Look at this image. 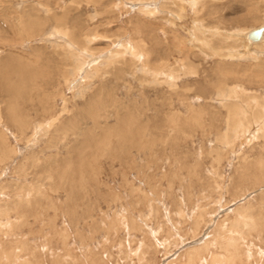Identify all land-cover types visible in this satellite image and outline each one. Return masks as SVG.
<instances>
[{
  "label": "rangeland",
  "instance_id": "374dc122",
  "mask_svg": "<svg viewBox=\"0 0 264 264\" xmlns=\"http://www.w3.org/2000/svg\"><path fill=\"white\" fill-rule=\"evenodd\" d=\"M165 1L167 2L164 3ZM173 1L175 2V0H0V110L4 117L2 120L0 116V202L7 200V202H12L18 198L22 200L28 195L36 194L35 199L43 203L39 202V205L35 204V206L27 203L29 208L26 210L19 209L21 211H14L15 213L12 212L9 215L0 214V223L1 221L3 223L1 226L7 228L11 227V222L18 217L19 219L24 217L23 221L26 220L24 223L23 221L17 223L19 229L16 228V231L12 229L18 236L14 235L13 241H10L12 239L6 233L7 230H5L6 235L0 233V242L3 243L1 248L10 245L5 241L7 239L9 242H14L19 249H22L21 245L26 243L29 244L28 248L31 250L38 249V247L41 248L39 251L45 250V259L43 260L45 264L55 263L56 255L59 257L62 254H69L68 264H71L72 259L82 258L83 260L82 256L84 255L83 261H86L88 253L95 252L94 256H98L103 242L106 243V241L109 245L107 244L108 250L104 251L103 256L107 257V253L110 251L118 259L122 248L121 244H123L125 252L129 248L128 242L131 243L132 240L137 239L136 246L138 245L137 248H139L143 236L148 234L157 245L160 264H170V260L176 264L180 252L183 254L180 258H184L187 251L203 244L207 239L212 238L211 245L218 248L217 240H213L219 236L221 230L227 228V231L231 230V233L235 234L236 232L241 236V246L245 247V252L253 250L254 253L264 254V232H262L264 231V137H262L264 112L263 117L258 121L255 117V110L259 108L258 103L261 100L264 101V63L260 62V59L264 58V48L263 51H254L259 55L248 47L246 49L249 52L243 51L241 48L244 45H240L241 48L238 50L244 54L238 53L235 58L229 56L219 58V49L206 48L208 57V54L201 50L203 44L200 42L198 34L212 35L213 26L217 24L221 25L219 27L226 33H231L238 39L242 32L262 28L264 26V0H206V7L200 6L198 0H185L184 9L180 13L175 12L177 5ZM172 2L173 4H171ZM171 7L173 10H170ZM52 13H56L58 18L63 16L65 19L63 21L68 19L67 26H71V23L74 24L76 42L84 45L61 40L56 31L55 22L57 21L54 20L57 18ZM20 24H24V26L30 24L33 33L30 32L29 35L33 36L32 38L21 35L23 29H20ZM35 33L39 36L38 38ZM86 34H88L87 37ZM131 38H133L132 41ZM68 39L65 36V40L68 41ZM157 39L166 44L162 46L165 47L164 50L159 46L162 43L156 44ZM133 41H136L134 42L136 46ZM140 44H142V48H138ZM62 46H64L63 53L53 51L52 47L61 48ZM118 46L121 48L123 46L124 49H120ZM154 49L155 51H153ZM146 51H149L150 54L146 55ZM158 51H162V53ZM141 52H143L142 55ZM78 53L80 54L78 55ZM212 53L218 57L212 56ZM231 53L233 55L234 51ZM120 54L124 55L123 58L130 59L132 62H134V58L137 62L134 65L129 64L130 60L128 63L123 62L124 59ZM155 54H158L157 57L165 55L167 58L164 70L157 71L156 68H153L158 59L156 56L154 58ZM160 54L163 56H159ZM251 54L256 56L253 57ZM147 56H150L149 60L146 59ZM110 58L114 60L118 58L117 61H114L116 65L114 63L109 66V62L112 61ZM253 58L260 60V64ZM145 64L151 65L146 67ZM189 64L194 65L190 67ZM154 70L156 74H154ZM171 70H175V72ZM218 71L219 74H217ZM176 72L177 74L180 72V75H175ZM85 74L87 76H83ZM137 77L141 78L140 81L136 79ZM176 77H180V79L176 80ZM170 78L172 81L175 79L176 84L171 82ZM2 79H5L4 82ZM64 81L72 86H68ZM159 84L161 85L159 86ZM7 86L16 91V94L13 93L14 96L3 90ZM72 88L74 89L72 90ZM231 90H234L232 93L238 92L235 96L236 99L233 98L238 105L234 108L229 106L228 110V107L223 105L225 101H223V97L229 98ZM76 94H79L81 99ZM250 96L253 97L250 98ZM96 98L100 99L99 104ZM89 103H94V105H89ZM95 105L98 107L97 109L94 107ZM45 106H48L47 109ZM56 116L61 117H59L58 124L51 128L49 125L51 119ZM232 116H236L233 117L235 123L229 122V118ZM247 120L249 125H247L248 122L246 123ZM47 125L50 129H47ZM232 126L235 128L231 132L233 134L230 135ZM44 128L47 131L43 130ZM235 129L236 132L242 131L243 133H234ZM131 132L134 133L133 136L138 135L132 142L129 140ZM106 134L107 138H104ZM220 137L221 143L225 139L224 137L231 141L229 140L228 143L225 139L227 142L225 140L224 142L227 144L219 142L220 145L216 141ZM29 139H32L33 142ZM96 142L97 144H94ZM137 143L138 145H136ZM87 144L89 145L87 146ZM217 144L221 146L222 157L218 151L214 150ZM12 148L17 151L15 156ZM80 157L86 160L85 164L89 169L81 171V174L85 173V177L81 175L83 181L75 176L79 169L74 171L66 168L64 169L69 173L66 180L69 182L61 181L58 176L59 166L57 167L54 163L68 158L78 160ZM51 164L52 167L55 165L54 170L52 167H48ZM75 164L77 166V162ZM82 167L84 164L80 168ZM165 175L167 176L165 177ZM70 181L72 182L70 183ZM215 182L217 185H214ZM220 191L223 193H218ZM49 198L52 200L51 202L48 200ZM40 205L43 206L40 207ZM121 207L122 209H120ZM56 208L59 209L56 210ZM125 211L129 213L127 214ZM66 213L69 215L66 216ZM20 214L25 215L21 216ZM125 214L128 215L127 218ZM204 214L208 216L204 217ZM225 214L228 215V218ZM129 215L132 219H136V224H138H134L136 228H133L134 225L131 222L133 220L129 218ZM200 215L203 216V221L198 229L199 232L197 230L198 233H195L191 228H193L194 219ZM240 215L247 219L250 217L249 220L252 223L256 220L253 223L255 227L252 226L251 231L248 227L244 230L234 224L237 216ZM122 219L124 220L122 221ZM227 221L230 222L225 224ZM256 222L260 226L255 225ZM155 224H160V226L156 227ZM230 226L232 227L229 228ZM104 228L111 234L105 235ZM161 228L166 233H162ZM189 228L190 231H188ZM61 229L64 230L61 231ZM168 229L170 230L168 231ZM213 229L217 232L214 233ZM259 229L261 232L258 231ZM62 233L67 234L66 237H63ZM167 233L172 234L169 236ZM196 234H199V237ZM222 234L223 232L220 235ZM211 235L212 237H210ZM246 237L249 241L244 240L247 239ZM66 238L68 241L65 240ZM106 238L108 239L106 240ZM229 239L231 236L226 238V240ZM66 241L67 243H65ZM167 242H173L170 243L171 247L165 248ZM118 243L121 244L117 245ZM85 246L88 248L86 249ZM70 248L76 249L75 252L70 251ZM68 249L69 253H65ZM81 249L82 251H80ZM93 249L94 252H92ZM50 251L55 254H51ZM72 253L74 255L71 256ZM75 253L80 254L76 256ZM35 254L42 257L39 252ZM67 260L64 259V262L66 263ZM132 261L135 262L131 259ZM263 261L261 259L258 262L262 263Z\"/></svg>",
  "mask_w": 264,
  "mask_h": 264
},
{
  "label": "bare ground",
  "instance_id": "6f19581e",
  "mask_svg": "<svg viewBox=\"0 0 264 264\" xmlns=\"http://www.w3.org/2000/svg\"><path fill=\"white\" fill-rule=\"evenodd\" d=\"M188 1H190V0H188ZM198 1H200V6H203V7H206V5H207V2H206V0H198ZM37 2V1H36ZM45 2V1H44ZM167 1H165L164 3H166ZM174 2V1H173ZM173 2L171 3V4H173ZM185 2V0H175V2L174 3H176V8H175V12L177 11V12H182V10L184 9V3ZM196 2V1H195ZM213 2V1H212ZM197 3H199V2H197ZM258 3H259V1H258ZM48 5V4H47ZM244 5V4H243ZM173 6H175V5H173ZM185 6H187V5H185ZM194 6V5H193ZM198 6V5H197ZM48 8V7H47ZM155 8V7H154ZM53 9V8H52ZM168 9H169V7H168ZM45 10V9H44ZM170 10H173V8L171 7L170 8ZM48 11H49V9H48ZM51 11V10H50ZM144 11V10H143ZM185 11V10H184ZM196 11V10H195ZM37 12H39V11H37ZM52 12V11H51ZM173 12V11H172ZM200 12V11H199ZM198 12V13H199ZM17 13V12H16ZM179 13L177 14V15H179ZM186 13V12H185ZM19 14V13H18ZM46 14H48V12H46ZM51 14V13H50ZM49 14V15H50ZM57 19H54V20H56L57 22H55L56 23V25H57V28H56V31H57V34L59 33V34H61L62 36H60L59 34H58V36H59V38L61 39V40H63V41H65V42H71V43H75V44H77V45H84V44H82V43H78V42H76V34H75V26H74V24L72 25V23H71V26H67L68 24H67V20L66 21H63V19H64V17L62 18V17H57L56 15V13L54 14V13H52ZM148 14V13H147ZM154 15V14H153ZM67 16V15H66ZM170 16V15H169ZM203 16V15H202ZM214 16V15H213ZM199 17V16H198ZM10 18V17H9ZM44 18H45V16H44ZM43 17L41 18L42 20L44 19ZM48 18V17H47ZM173 18V17H172ZM180 18V17H179ZM80 19V18H79ZM168 19H170V18H168ZM196 19V18H195ZM51 20H53V19H51ZM51 20H49V21H51ZM65 20V19H64ZM173 20H175V19H173ZM39 21H40V17H39ZM194 21V20H193ZM198 21V20H197ZM20 22V21H19ZM47 22V21H46ZM25 23V22H24ZM55 23H53L54 25H55ZM75 23H77V22H75ZM89 23V22H88ZM173 23H174V21H173ZM172 23V24H173ZM175 23H176V21H175ZM178 23V22H177ZM186 23V22H185ZM211 23V22H210ZM210 23H207V24H210ZM5 24V23H4ZM10 24V23H9ZM43 24H44V22H43ZM52 24V23H51ZM199 24V23H198ZM213 25H214V23H212ZM13 25V24H12ZM32 25V24H31ZM11 26V25H10ZM9 26V27H10ZM18 26V25H17ZM34 26V25H33ZM39 26V25H38ZM37 26V27H38ZM43 26V25H42ZM172 26V25H171ZM219 26H221V25H214L213 26V29H214V32L212 33V35L210 34V35H208L207 33V35H204L203 33H198L199 34V36H200V38H199V40H200V42L203 44V48H201V50H203L204 52H206L207 54H208V52H207V49H209V48H215V49H219V51H220V53L218 54V56H220L219 58H223V57H227V56H229V57H234L235 58V56L238 54V53H240L239 52V48H241V46L240 45H244V47H242L241 49L243 50V51H248L247 49H246V47H248V48H251V50L254 52V51H256V50H261V51H263V48H264V26L262 27L263 28V33H262V36H261V38L259 39V40H254V39H252V38H250L249 37V35H250V33L252 32V31H254V30H250V31H246V32H242V34H241V36H238V39H236V37H234V35L233 34H231V33H226L221 27H219ZM12 27V26H11ZM35 27V26H34ZM54 27H56V26H54ZM195 27V26H194ZM198 27V26H197ZM222 27H225V26H222ZM36 28V27H35ZM35 28H34V30H35ZM39 28V27H38ZM44 28H46V27H44ZM76 28H78V27H76ZM16 29H18V28H16ZM20 29H23L22 30V32H21V35H26V36H28V37H30V38H32L33 36H30L29 35V33L30 32H32L31 30V26H30V24H29V26H28V24H26L25 26H24V24H20ZM42 29V28H41ZM236 29H238V28H236ZM260 29V28H259ZM11 30H13V29H11ZM164 30V29H163ZM235 30V29H234ZM4 31V29L3 30H1V35H2V32ZM21 31V30H20ZM85 31V30H84ZM193 31H194V29H193ZM203 31V30H202ZM210 31H211V29H210ZM39 31L37 30V33H38ZM42 32V31H41ZM77 32V31H76ZM19 33V32H18ZM33 33V32H32ZM37 33H35V35L37 36ZM83 33V32H82ZM197 33V32H196ZM205 33V32H204ZM132 34V33H131ZM139 34V33H138ZM198 34H195V35H197L198 36ZM239 35H240V33H238ZM7 35H8V33H7ZM34 35V34H33ZM48 35V34H47ZM77 35H79V34H77ZM87 35L88 34H86V37H87ZM12 36V35H11ZM19 36V35H18ZM65 36H67V38H69L68 39V41H66L65 40ZM138 36V35H137ZM7 37V36H6ZM6 37H4V38H6ZM39 36H37V38H38ZM43 37V36H42ZM53 37V36H52ZM94 37H96V36H94ZM29 38V39H30ZM35 38V37H34ZM49 38V37H48ZM59 38H58V40H59ZM176 38V37H175ZM194 38H196V37H194ZM8 39V38H7ZM57 39V38H56ZM83 39V38H82ZM96 39H98V38H96ZM132 39L133 38H131V41H132ZM37 40H39V39H37ZM54 40V39H53ZM57 40V41H58ZM99 40V39H98ZM160 39H157V42H156V44H159V43H162V42H160L159 41ZM177 40V39H176ZM198 40V39H197ZM35 41V40H34ZM40 42L42 41L41 39L39 40ZM83 41V40H82ZM85 42H87L86 40H84ZM40 42H38V43H40ZM61 42V41H60ZM90 42V41H89ZM91 42H92V40H91ZM102 42V41H101ZM134 42H136V41H133V43ZM142 42V41H141ZM167 42V41H166ZM194 42V41H193ZM84 43V42H83ZM102 43H104V42H102ZM117 43V42H116ZM119 43V42H118ZM122 43H124V42H122ZM247 43V44H246ZM41 44V43H40ZM127 44V43H126ZM135 44V43H134ZM168 44V43H167ZM181 44V43H180ZM62 45V44H61ZM120 45V44H119ZM124 45V44H123ZM142 44H140L139 46H138V48H142V46H141ZM164 45H166V44H163L162 43V45H159L160 47H162V46H164ZM184 45V44H183ZM48 46V45H47ZM60 46V45H59ZM64 46H66V45H64ZM64 46H62L61 48H57V47H52L53 48V51H59L60 53H63V49L62 48H64ZM130 46V45H129ZM135 46H136V44H135ZM156 46H158V45H156ZM67 47V46H66ZM80 47H83V46H80ZM119 47V46H118ZM173 47V46H172ZM197 47V46H196ZM48 48V47H47ZM120 49H122L123 48V46H122V48L121 47H119ZM156 48H158V47H156ZM163 48H165V47H162V49ZM167 48V47H166ZM207 48V49H206ZM235 48H237V50H235ZM86 49V48H85ZM89 49H90V47H89ZM92 49V48H91ZM124 49V48H123ZM133 49V48H132ZM145 49V48H144ZM158 49H161V48H158ZM169 49V48H168ZM168 49H166L167 51H168ZM185 49V48H184ZM137 50V49H136ZM151 50V49H150ZM164 50V49H163ZM66 51H67V49H66ZM83 51H85V50H83ZM92 51V50H91ZM95 51V50H94ZM116 51H118V50H116ZM120 51V50H119ZM118 51V52H119ZM121 51H123V50H121ZM145 51V50H144ZM153 51H155V49L153 50ZM218 51V52H219ZM231 51H234V54L232 55V53H231ZM80 53H81V51H79ZM86 52V51H85ZM118 52H115V53H118ZM139 52V51H138ZM137 52V53H138ZM147 52V54L146 55H149L150 54V52L149 51H146ZM159 52V51H158ZM161 53H162V51H160ZM159 52V53H160ZM187 52V51H186ZM216 52V51H215ZM214 52V53H215ZM249 52V51H248ZM68 53H70V52H68ZM67 53V54H68ZM80 53H78V55L80 54ZM112 53H113V51H112ZM142 53L143 52H141V55H142ZM158 53V54H159ZM183 53V55H184V52H182ZM210 53V52H209ZM214 53H212L211 55L212 56H217L216 54H214ZM255 53V52H254ZM256 53H258V52H256ZM255 53V54H256ZM55 54V53H54ZM121 54H122V52H121ZM120 54V56H122ZM125 54H127V53H125ZM139 54V53H138ZM158 54H155L154 55V58H155V56L156 55H158ZM163 54H164V52H163ZM163 54L161 55H159V56H163ZM165 54H166V51H165ZM244 53H240V55H243ZM250 54V53H249ZM254 54V55H255ZM259 54V53H258ZM52 55V54H51ZM61 55H63V54H61ZM70 55V54H69ZM91 55V54H90ZM132 55V54H131ZM169 55V54H168ZM171 55H173V54H171ZM186 55V54H185ZM248 55V54H247ZM251 55H253V54H251ZM254 55H253V57H254ZM260 55V54H259ZM67 56V55H66ZM104 56V55H103ZM111 56V55H110ZM124 56V55H123ZM123 56L121 57V58H123ZM129 56V55H128ZM189 56V55H188ZM188 56H186L187 58H188ZM193 56V55H192ZM208 57H209V54L207 55ZM211 56V57H212ZM217 56V57H218ZM256 56V55H255ZM56 57V56H55ZM74 57V56H73ZM89 58H90V56H88ZM132 57V56H131ZM130 57V58H131ZM145 57V56H144ZM148 57H150V56H147V60H149L148 59ZM157 57V56H156ZM183 57V56H182ZM245 57V56H244ZM247 57V56H246ZM68 58V57H67ZM76 58V57H75ZM80 58V57H79ZM158 59H157V61H156V64L154 65L155 67H153V68H156L155 70H157V71H160V70H162L164 67H165V65H166V61H168L167 60V58L165 57V55L163 56V57H157ZM243 58V57H242ZM251 59H252V57H250ZM256 58V57H255ZM255 58H253V59H255ZM258 58H259V56H258ZM70 59V58H69ZM81 59V58H80ZM110 59H112V58H110ZM116 59H118V58H116ZM114 60V59H112V61H110L109 63V66L110 65H113L114 63H115V65H116V62H114V61H117V60ZM124 60H123V62H126V63H128V60H130V59H127V58H123ZM132 59V58H131ZM153 59V58H152ZM197 59V58H196ZM195 59V60H196ZM238 59V58H237ZM244 59V58H243ZM247 59H248V57H247ZM246 59V60H247ZM82 60V59H81ZM108 60V59H107ZM120 60V59H119ZM133 60H134V62H132V60H130V62H129V64H132V65H134V63H136L135 62V59L133 58ZM156 60V59H155ZM184 60V59H183ZM194 60V61H195ZM231 60V59H230ZM233 60V59H232ZM249 60V59H248ZM256 60V59H255ZM261 60V61H260ZM260 60H256L257 61V63L258 64H260L259 63V61L260 62H262V63H264V58L263 59H260ZM263 60V61H262ZM83 61V60H82ZM146 61V60H145ZM84 62H86V61H84ZM177 62V61H176ZM227 62V61H226ZM73 63V62H72ZM145 63H147V62H145ZM84 64H86V63H84ZM143 64V63H142ZM191 64V63H190ZM189 64V66L190 67H192L194 64H192V65H190ZM222 64V63H221ZM147 65H149V64H147ZM147 65L145 64V66L147 67ZM151 65V64H150ZM149 65V66H150ZM172 65V64H171ZM186 65V64H185ZM72 67H73V64L71 65ZM76 66V65H75ZM93 66V65H92ZM143 67H144V65H142ZM264 66V65H263ZM262 65H261V67H263ZM10 68H13L12 66H9ZM91 67V66H90ZM179 67V66H178ZM177 67V68H178ZM259 67V66H258ZM7 68V67H6ZM98 68H100V67H98ZM181 69H182V67H180ZM188 68V67H187ZM196 68V67H195ZM87 69V68H86ZM85 69V70H86ZM92 69V68H91ZM146 69V68H145ZM151 69V68H150ZM150 69H148V70H150ZM175 69V68H174ZM179 69V68H178ZM219 69V68H218ZM68 71L70 70V69H67ZM84 70V71H85ZM98 70V69H97ZM112 70H114V69H112ZM128 70V69H127ZM152 70V69H151ZM155 70H154V74H156L155 73ZM164 70V69H163ZM214 70V69H213ZM94 71V70H93ZM101 71V70H100ZM100 71H99V73H100ZM111 71V70H110ZM109 71V72H110ZM130 71V70H129ZM134 71V70H133ZM132 71V72H133ZM147 71V70H146ZM171 71H174L175 72V70H171ZM170 71V72H171ZM181 71H186V70H181ZM233 71H235L234 69H233ZM233 71H231V72H233ZM254 71V70H253ZM258 71V70H257ZM73 72H74V70H73ZM87 72V71H86ZM152 72V71H151ZM165 72V71H164ZM163 72V73H164ZM168 72V71H167ZM166 72V73H167ZM192 72V71H191ZM194 72V71H193ZM235 72H237V71H235ZM240 72V71H239ZM72 73V72H71ZM90 73V72H89ZM96 73V72H95ZM153 73V72H152ZM160 73V72H159ZM180 73V72H179ZM177 74V72L175 73V75H180V74ZM196 73V72H195ZM234 73V72H233ZM259 73V72H258ZM77 74H79V73H77ZM88 74V73H87ZM87 74H85V75H83V76H87ZM92 74V73H91ZM130 74H132V73H130ZM151 74V73H150ZM184 75H185V73H183ZM217 74H219V71H218V73ZM224 74V73H223ZM222 74V75H223ZM236 74V73H235ZM63 75H64V73H63ZM93 75V74H92ZM133 75H134V73H133ZM191 75V74H190ZM258 75V74H257ZM82 76V75H81ZM129 76V75H128ZM169 76V75H168ZM167 76V77H168ZM186 76H188V75H186ZM75 77H76V75H75ZM77 77H79V76H77ZM113 77V76H112ZM134 77V76H133ZM142 77V76H141ZM151 77V76H150ZM172 77H173V74H172ZM61 78V77H60ZM74 78V77H73ZM91 78H93V77H91ZM90 78V79H91ZM135 78V77H134ZM153 78V77H152ZM160 78V77H159ZM177 79L176 80H178V79H180V77H176ZM222 78V77H221ZM252 78V77H251ZM263 78V77H262ZM63 79V78H62ZM61 79V80H62ZM84 79V78H83ZM130 79V78H129ZM137 80L139 79V81H140V79L141 78H136ZM156 79V78H155ZM158 79V78H157ZM174 79V78H173ZM3 80V82H4V80L5 79H2ZM64 80H66V79H64ZM72 80V79H71ZM104 80V79H103ZM114 80V79H113ZM160 80V79H159ZM162 80V79H161ZM165 80V79H164ZM239 80V79H238ZM68 81H69V79H68ZM118 81V80H117ZM121 81V80H120ZM155 81H158V80H155ZM170 81L171 82H175V84H176V81H175V79H174V81H172V79L170 78ZM169 81V82H170ZM180 81V80H179ZM64 82H66V81H64ZM70 82V81H69ZM74 82V81H73ZM159 82H161V81H159ZM170 82V83H171ZM76 83H77V80H76ZM89 83V82H88ZM146 83V82H145ZM162 83V82H161ZM222 83V82H221ZM64 84V83H63ZM66 84H67V82H66ZM81 84V81H80V83H79V85ZM134 84V83H133ZM155 84V83H154ZM169 84V83H168ZM68 85V84H67ZM76 85V84H75ZM85 85V84H84ZM157 85V84H156ZM161 84H159V86H160ZM223 85V84H222ZM68 86H70V85H68ZM72 86V85H71ZM70 86V87H71ZM74 86V85H73ZM77 86V85H76ZM123 86H125V85H123ZM172 86V85H171ZM174 86V85H173ZM13 87V86H12ZM120 87H122V86H120ZM152 87V86H151ZM168 87V86H167ZM186 87V86H185ZM234 87V86H233ZM75 88V87H74ZM74 88H72V90L74 89ZM137 88V87H136ZM162 88V87H161ZM169 88V87H168ZM175 88H177V87H175ZM229 88V87H228ZM232 88V87H231ZM235 88V87H234ZM68 89H69V87H68ZM99 89V88H98ZM97 89V90H98ZM233 89V88H232ZM240 89V88H239ZM4 91H6V92H9V93H11V96H14L13 95V93L14 94H16V91H14L13 90V88H11L10 86H7L6 87V89H3ZM62 90V89H61ZM70 90V89H69ZM71 90V91H72ZM173 90H174V88H173ZM218 90V89H217ZM220 90V89H219ZM148 91V90H147ZM234 91V90H233ZM232 90H231V95L229 96V98H227V97H223V105L226 107H228L227 109L229 110V106H231V108H234V106H236V105H238V104H236V102L234 101V99L233 98H235L236 99V93H238V92H236V93H232L233 92ZM236 91V90H235ZM75 92V91H74ZM78 92V91H77ZM132 92V91H131ZM229 92H230V90H229ZM243 92V91H242ZM71 93H73V92H71ZM84 93V92H83ZM95 93V92H94ZM240 93V92H239ZM59 94V93H58ZM183 94V93H182ZM187 94V93H186ZM77 95V94H76ZM79 95V94H78ZM77 95V96H78ZM80 95H82L81 93H80ZM85 95V94H84ZM240 95V94H239ZM58 96V95H57ZM61 96H62V94H61ZM67 96V95H66ZM163 96V95H162ZM237 96H238V94H237ZM80 96H78V98H79ZM86 97V96H85ZM100 97V96H99ZM143 97V96H142ZM161 97V96H160ZM240 97H242V96H240ZM249 97V96H248ZM251 97H253V96H250V98ZM13 98V97H12ZM93 98V97H92ZM91 98V99H92ZM126 98V97H125ZM243 98H246V97H243ZM242 98V99H243ZM256 98H258L257 96H256ZM262 98V97H261ZM17 99V98H16ZM76 99V98H75ZM80 99H81V97H80ZM82 99L84 100V97H82ZM136 99V98H135ZM167 99V98H166ZM238 99V98H237ZM247 99V98H246ZM66 100V99H65ZM79 100V99H78ZM259 100H260V98H259ZM96 101L98 102V101H100V99H97L96 98ZM234 101V102H233ZM64 102V101H63ZM94 102V101H93ZM239 102V101H238ZM55 103V102H54ZM64 103H68V102H64ZM100 102H98V104H99ZM161 103V102H160ZM94 105V103H89V105ZM151 104V103H150ZM259 104V108L257 109V110H255V117L257 118V121L260 119V118H262L263 117V112H264V109H263V107H264V101L263 100H261L260 101V103H258ZM148 105V104H147ZM222 105V104H221ZM55 106V105H54ZM85 106H88V105H85ZM46 107V106H45ZM48 107V106H47ZM47 107H46V109H47ZM84 107V106H83ZM90 107V106H89ZM94 107H96V105L94 106ZM115 107V106H114ZM30 108V107H29ZM98 107H96V109H97ZM32 109V108H31ZM38 109V108H37ZM49 109H51L50 107H49ZM92 109H94V108H92ZM112 109V108H111ZM137 109V108H136ZM13 110V109H12ZM29 110V109H28ZM66 110V109H65ZM91 110V109H90ZM189 110H191V109H189ZM33 111H34V109H33ZM95 111H97V110H95ZM138 111V110H137ZM234 111H236V110H234ZM238 111V110H237ZM32 112V111H31ZM35 112H37V111H35ZM152 112V111H151ZM215 112V111H214ZM50 113H52V112H50ZM94 113H96V112H94ZM93 113V114H94ZM127 113V112H126ZM227 113V112H226ZM229 113H230V111H229ZM246 113V112H245ZM244 113V114H245ZM92 114V115H93ZM125 114V113H124ZM233 114H235V113H233ZM10 115V114H9ZM63 115V114H62ZM95 115V114H94ZM93 115V116H94ZM238 115V114H237ZM0 116L2 117V120H4V117H3V114H2V111L0 110ZM245 116V115H244ZM59 117H61V116H59ZM59 117H54V118H52L51 119V124H49V125H51V128L54 126V125H57L58 123V120L60 119ZM154 117V116H153ZM181 117V116H180ZM233 117H236V116H232V117H230L229 118V122H233V123H235V119L233 118ZM96 118V117H95ZM237 118H239V117H237ZM242 118V117H241ZM50 119V118H49ZM240 119V118H239ZM244 119H245V117H244ZM246 119H248V118H246ZM43 120V119H42ZM105 120V119H104ZM111 120V119H110ZM249 120V119H248ZM248 120L246 121V123L248 122ZM46 121H47V119H46ZM100 121V120H99ZM252 121V120H251ZM129 122V121H128ZM172 122V121H171ZM236 122H238L237 120H236ZM243 122H245V121H243ZM241 123V122H240ZM239 123V124H240ZM164 124V123H163ZM227 124V123H226ZM237 124V123H236ZM242 124V123H241ZM45 125V124H44ZM49 125H47V129H50L49 128ZM121 125V124H120ZM244 125H245V123H244ZM247 125H249V122L247 123ZM134 126V125H133ZM139 126V125H138ZM228 126V125H227ZM233 126H235V125H233ZM232 126V129L230 130V135L231 134H233V133H231L232 132V130H234L233 128H235V127H233ZM44 127H46V126H44ZM56 127V126H55ZM154 127V126H153ZM156 127V126H155ZM167 127V126H166ZM229 127V126H228ZM238 127H239V125H238ZM111 128H113V127H111ZM172 128V127H171ZM46 128H44L43 130H45ZM148 129V128H147ZM229 129V128H228ZM227 129V130H228ZM239 129V128H238ZM261 129V128H260ZM250 130V129H249ZM45 131H47V130H45ZM111 131V130H110ZM115 131H116V129H115ZM262 131H263V133H262V137H264V124L262 125ZM98 132V131H97ZM113 132V131H112ZM120 132V131H119ZM138 132V131H137ZM140 132V131H139ZM238 132V131H237ZM236 132V129H235V132L234 133H237ZM239 132H242V131H239ZM238 132V133H239ZM36 133V132H35ZM39 133V132H38ZM41 133V132H40ZM114 133V132H113ZM132 133V132H131ZM130 133V134H131ZM228 133V132H227ZM243 133V132H242ZM48 134V133H47ZM105 134V133H104ZM133 134L134 133H132V135L130 136L131 138H129V140L132 142V140L133 139H135V136H138V135H134L133 136ZM138 134H140V133H138ZM241 134V133H240ZM7 135V134H6ZM46 135V134H45ZM111 135V134H110ZM114 135H116V134H114ZM123 135H125V134H123ZM141 135V134H140ZM239 135V134H238ZM34 136V135H33ZM37 137H38V135H36ZM142 136V135H141ZM221 136V135H220ZM234 136H236V135H234ZM233 136V137H234ZM122 137V136H121ZM222 137V136H221ZM221 137L220 138H218V139H216V141L219 143L220 142V139H221ZM228 137H229V135H228ZM231 137V136H230ZM33 138V137H32ZM104 138H107V134L104 136ZM103 138V139H104ZM115 138V137H114ZM124 138H125V136H124ZM225 139L227 138V137H224ZM238 138V137H237ZM38 139H39V137H38ZM95 139V138H94ZM126 140H127V138H125ZM225 139H223V142H224V140ZM230 139H232V137L230 138ZM230 139H226L227 141H228V143H229V140ZM235 139V138H234ZM233 139V140H234ZM260 139H262L261 137H260ZM29 140H31V142H33L32 141V139H29ZM37 140V139H36ZM35 140V141H36ZM95 140H97V139H95ZM225 140V141H226ZM238 140V139H237ZM236 140V141H237ZM34 141V142H35ZM226 141V142H227ZM231 141V140H230ZM236 141H233V143L235 142L236 143ZM102 142V141H101ZM135 142H137V141H135ZM222 142V143H223ZM29 143H30V141H29ZM37 143V142H36ZM35 143V144H36ZM40 143V142H39ZM38 143V144H39ZM98 143H100L99 141H98ZM221 143V142H220ZM219 143V144H220ZM221 143V144H222ZM231 143V142H230ZM94 144H97V142L96 143H94ZM93 144V145H94ZM120 144V143H119ZM166 144V143H165ZM219 144H217L216 145V147L214 148V150H216V151H218V153H220L222 150L220 149V145ZM224 144L226 145L227 143H225L224 142ZM34 145V144H33ZM32 145V146H33ZM86 145V144H85ZM89 144H87V146H88ZM99 145V144H98ZM121 145V144H120ZM136 145H138V143L136 144ZM219 145V146H218ZM29 146V145H28ZM94 146H96V145H94ZM102 146H104V145H102ZM105 146H106V144H105ZM123 146V145H122ZM142 146V145H141ZM234 146V145H233ZM30 147V146H29ZM80 147H81V144H80ZM92 147V146H91ZM118 147H120V146H118ZM125 147V146H124ZM227 147V146H226ZM228 147H229V144H228ZM69 148V147H68ZM84 148V147H83ZM97 148V147H96ZM102 148H106V147H102ZM122 148V147H121ZM235 148V147H234ZM234 148H233V150H234ZM89 149V148H88ZM119 149V148H118ZM232 149V148H231ZM93 150V149H92ZM91 150V151H92ZM97 150V149H96ZM12 151L14 152L13 154H14V156L17 154V151L16 150H14L13 148H12ZM88 151V150H87ZM104 151V150H103ZM121 151V150H120ZM130 151V150H129ZM139 151V150H138ZM75 152V151H74ZM99 152V151H98ZM228 152V151H227ZM233 152V151H232ZM108 153V152H107ZM121 153H123L122 151H121ZM203 153V152H202ZM217 153V152H216ZM124 154V153H123ZM4 155V154H3ZM73 155V154H72ZM72 155H70V156H72ZM94 155V154H93ZM113 155V154H112ZM127 155H129V154H127ZM158 155V154H157ZM5 156V155H4ZM119 156V155H118ZM121 156H123V155H121ZM220 156L222 157L223 155H221V153H220ZM91 157V156H90ZM115 157V156H114ZM9 158H10V156H9ZM12 158V157H11ZM49 158V157H48ZM57 158V157H56ZM74 158V157H73ZM71 159V158H68V159H66V160H64V159H61V160H59V161H56L54 164L55 165H57V167H58V176L61 178V181H66V182H69L68 180H66L67 178L66 177H68V174L69 173H67V171H66V169H73L74 171L76 170V171H78L77 169H79V171H78V175L76 174L75 176H78V178H81V181H83L82 179H83V176L85 177V173L84 174H81V171H83V170H85V169H87V170H89L88 169V166L85 164L86 162V160L84 159V158H82V157H80L78 160H74V159ZM76 158V157H75ZM133 158V157H132ZM5 159V158H4ZM7 159H8V156H7ZM58 159V158H57ZM135 159V158H134ZM133 160V159H132ZM136 160H137V158H136ZM50 161V160H49ZM96 161V160H95ZM141 161V160H140ZM50 162H52V161H50ZM75 162H77V166H76V164H75ZM232 162V161H231ZM38 163V162H37ZM44 163V162H43ZM21 164V163H20ZM45 164V163H44ZM43 164V165H44ZM82 164H84V167H82V168H80L81 166H82ZM34 165V164H33ZM48 165V163L46 164V166ZM55 165H54V167H55ZM98 165V164H97ZM92 166V165H91ZM42 167H45V166H42ZM48 167H52V164L51 165H49ZM54 167H52L53 168V170H54ZM56 167V168H57ZM64 168H66V169H64ZM19 169H20V165H19ZM97 169V168H96ZM46 170H47V168H46ZM56 170V169H55ZM73 171V172H74ZM70 172V171H69ZM75 173V172H74ZM165 173V172H164ZM55 174H56V171H55ZM81 175H83V176H81ZM89 175V174H88ZM140 175H142V174H140ZM217 175H218V173H217ZM50 176V175H49ZM57 176V175H56ZM69 176H71V175H69ZM73 176V175H72ZM90 176V175H89ZM164 176V175H163ZM167 175H165V177H166ZM213 176V175H212ZM216 176V175H215ZM221 176V175H220ZM58 178V177H57ZM78 178H76L77 179V181H79L78 180ZM222 178V177H221ZM53 179H55V178H53ZM59 179V178H58ZM57 179V180H58ZM69 179V178H68ZM223 179V178H222ZM60 180V179H59ZM58 180V181H59ZM60 181V182H61ZM76 181V182H77ZM215 181V180H214ZM72 181H70V183H71ZM76 182H74V183H76ZM80 182V181H79ZM220 182H222V181H220ZM74 183H73V185H74ZM230 183H233V182H230ZM42 185V184H41ZM72 185V184H71ZM72 185V186H73ZM214 185H217L216 184V182H215V184ZM221 185V184H220ZM3 186H5V185H3ZM39 186V185H38ZM2 187V186H1ZM221 187V186H220ZM228 187V186H227ZM36 188V187H35ZM219 188V187H218ZM222 188V187H221ZM6 189V188H5ZM5 189H3V190H5ZM31 189V188H30ZM71 190L73 189L72 187L70 188ZM214 189H217V188H214ZM1 190V189H0ZM41 190V189H40ZM218 190V189H217ZM37 191H38V187H37ZM228 191V190H227ZM230 191V190H229ZM42 192V191H41ZM222 191H220V192H218V193H221ZM226 192V191H225ZM40 193V192H39ZM186 193V192H185ZM223 193V192H222ZM229 193V192H228ZM35 195V196H34ZM34 195H28L27 196V198H24V199H22V200H20V198H18V199H16V200H14V201H10V202H7V201H3V202H0V214L1 215H5V214H7V215H9L10 213H12V212H14V211H17V212H19V211H21V210H26V208H29V206H28V204H32V205H34L35 206V204H38L39 205V202L41 203V204H43L41 201H38L37 199H35L36 197H37V195L36 194H34ZM39 195V194H38ZM221 195V194H220ZM6 196V195H5ZM15 196H17V195H15ZM7 197V196H6ZM34 198V199H32V198ZM220 197V196H219ZM13 198V197H12ZM5 199H7V198H5ZM52 199V198H51ZM221 199V198H220ZM10 200V199H9ZM48 200H50V198L48 199ZM47 200V201H48ZM55 200V199H54ZM57 200V199H56ZM136 200V199H135ZM52 200H50V202H51ZM221 201V200H220ZM55 202V201H54ZM136 202H138V201H136ZM28 203V204H27ZM47 203V202H46ZM59 203V202H58ZM45 204V203H44ZM48 204V203H47ZM62 204V203H61ZM150 204V203H149ZM54 205V204H53ZM52 205V206H53ZM56 205V204H55ZM63 205V204H62ZM62 205H60V206H62ZM28 206V207H27ZM43 206V205H42ZM41 205H40V207H42ZM44 206H46V205H44ZM48 206V205H47ZM68 206H70V205H68ZM152 206V205H151ZM151 206H149L150 208H152ZM154 206V205H153ZM50 207V206H49ZM56 207V206H55ZM57 207H59V206H57ZM241 207H243V206H241ZM38 208V207H37ZM156 208V207H155ZM199 208H201V207H199ZM19 209H21V210H19ZM55 209V208H54ZM57 209H59V208H56V210ZM120 209H122V207L120 208ZM125 209H126V207H125ZM240 209H242V208H240ZM124 210V209H123ZM246 210V209H245ZM158 211V210H157ZM238 211V210H237ZM242 211H243V209H242ZM16 212V213H17ZM46 212H47V210H46ZM54 212H56V211H54ZM126 212V211H125ZM150 212V211H149ZM179 212V211H178ZM216 212V211H215ZM214 212V213H215ZM15 213V212H14ZM24 213V212H23ZM89 213V212H88ZM124 213V212H123ZM127 214L129 213V212H126ZM131 213V212H130ZM156 213V212H155ZM168 213V212H167ZM177 213V212H176ZM179 213H181V211L179 212ZM194 213V212H193ZM203 213H205V212H203ZM203 213H202V215H203ZM208 213V212H207ZM240 213V212H239ZM243 213V212H242ZM18 214V213H17ZM47 214V213H46ZM54 214V213H53ZM67 215L66 216H68L69 214L68 213H66ZM150 214H151V212H150ZM149 214V215H150ZM154 214V213H153ZM170 214V213H169ZM172 214V213H171ZM227 214V213H226ZM225 214V215H226ZM19 215V214H18ZM21 215V214H20ZM22 215H25V214H22ZM21 215V216H22ZM48 215V214H47ZM65 215V214H64ZM184 215V214H183ZM185 215H186V210H185ZM190 215V214H189ZM238 215V214H237ZM55 216V215H54ZM123 216V215H122ZM125 216H126V214H125ZM152 216V215H151ZM151 216H150V218H151ZM192 216H194V215H192ZM206 216H208V215H206ZM205 216V214H204V217H206ZM227 216V218H228V215H226ZM225 216V217H226ZM236 216V215H235ZM249 216H251V215H249ZM248 216V217H249ZM4 217V216H3ZM59 217V216H58ZM104 217V216H103ZM118 217H120V216H118ZM128 217V215L126 216V218ZM141 217V216H140ZM143 217V216H142ZM171 217H173V216H171ZM177 217H178V215H177ZM182 217V216H181ZM184 217V216H183ZM203 216H201L200 215V217H197V218H193L194 219V223H193V228H191V229H194V232L196 233L197 232V230L199 229V227H200V225H201V223H202V218ZM224 217V218H225ZM252 218H253V216H251ZM68 218V217H67ZM105 218V217H104ZM123 218V217H122ZM129 218L131 219V220H133V221H131V220H129V221H131L132 223H133V225L134 224H136L137 222L134 220V219H132V217L129 215ZM192 218V217H191ZM216 218V217H215ZM250 218V217H249ZM249 218L247 219L245 216H243V215H240V216H237V219H236V221L234 222V224L237 226V227H240V229H244L245 230V228H250L249 229V231H251V227L253 226V223L256 221V220H252L253 221V223L249 220ZM12 219V218H11ZM11 219H10V221H11ZM23 219H24V217H20V219H19V217H18V219H16V220H14V221H12L11 222V224L10 225H12L11 227L9 226L8 228L7 227H3V226H1V223H2V221H1V223H0V233L2 234H5L6 235V233L8 234V236H9V238L10 239H12V240H10V241H13V236L16 234V228H18L19 229V227L17 226V223H19L20 221H23ZM56 219V218H55ZM54 219V220H55ZM125 219V218H124ZM124 219H122V221L124 220ZM146 219H147V217H146ZM179 219V218H178ZM205 219H208V218H205ZM219 219V218H218ZM229 219H231V218H229ZM251 219V218H250ZM69 220H71V219H69ZM68 220V221H69ZM106 220V219H105ZM114 220V219H113ZM128 220V219H127ZM181 220V219H180ZM234 220V219H233ZM247 220H249V221H247ZM6 221V220H5ZM47 221V220H46ZM56 221V220H55ZM63 221H65V219H63ZM110 221V220H109ZM153 221V220H152ZM167 221V220H166ZM184 221V220H183ZM187 221V220H186ZM192 221V220H191ZM245 221H246V223H245ZM24 222H26V220L25 221H23V223ZM44 222V221H43ZM62 222V221H61ZM108 222V221H107ZM114 222H115V220H114ZM114 222H112L111 221V223H114ZM125 222V221H124ZM127 222V221H126ZM141 222V221H140ZM144 222V221H143ZM142 222V223H143ZM146 222V221H145ZM163 222V221H162ZM188 222V221H187ZM204 222H207L206 220H204ZM209 222H210V220H209ZM215 222H217V221H215ZM215 222H214V224H215ZM230 222V221H229ZM228 221L225 223V224H227V223H229ZM56 223V222H55ZM120 223V222H119ZM157 223V222H156ZM158 223H160V222H158ZM164 223V222H163ZM163 223H161L162 225H163ZM3 224V223H2ZM7 224V223H6ZM41 224V223H40ZM86 224V223H85ZM146 224H148L147 222H146ZM165 224V223H164ZM186 224V223H185ZM191 224V223H190ZM220 224V223H219ZM222 224H224V223H222ZM225 224H224V226H225ZM230 224H233V223H230ZM256 224H258L259 225V223L258 222H256L255 223V225ZM9 225V224H8ZM26 225H27V223H26ZM25 225V226H26ZM59 225H60V223H59ZM72 225V224H71ZM99 225V224H98ZM136 225H138V224H136ZM149 225H150V222H149ZM156 225V224H155ZM161 225V226H162ZM234 225V226H235ZM21 226H22V224H21ZM51 226V225H50ZM55 226V225H54ZM63 226H65V225H63ZM62 226V227H63ZM70 226V224L68 225V227ZM154 226V225H153ZM160 226V224H158V225H156V227H159ZM206 226H207V224H206ZM260 226V225H259ZM58 227H60V226H58ZM57 227V228H58ZM209 227V226H208ZM210 227H212L213 228V226H210ZM222 227V226H221ZM232 226H230L229 228H231ZM253 227H255V226H253ZM253 227H252V229H253ZM20 228H22V227H20ZM61 228V227H60ZM60 228H58L59 230H60ZM64 228V227H63ZM65 228H66V226H65ZM133 228H136L135 227V225L133 226ZM155 228V227H154ZM164 228H166L165 226H164ZM168 228V227H167ZM190 228H189V230L188 231H190ZM262 228V227H261ZM260 228V229H261ZM12 229H15V231L14 230H12ZM53 229V228H52ZM55 229V228H54ZM58 229H56V230H58ZM67 229V228H66ZM76 229V228H75ZM93 229H95V228H93ZM105 229V228H104ZM152 229V228H151ZM162 229V228H161ZM216 229H218L219 230V228L218 227H216ZM255 229V228H254ZM260 229L258 230V231H260ZM5 230H7L8 232H6L5 233ZM64 230V229H63ZM62 229H61V231H63ZM77 230H79V229H77ZM119 230H121V228H119ZM154 230V229H153ZM156 230H158V229H156ZM163 230V232L162 233H166V232H164V229H162ZM167 230V229H166ZM170 229H168V231H169ZM212 230V229H211ZM215 229H213V232L215 233V232H217L216 230L214 231ZM234 230V229H233ZM248 230V229H247ZM257 230V229H256ZM4 231V232H3ZM61 231H58V232H61ZM76 231V230H75ZM82 231V230H81ZM193 231V230H192ZM192 231H191V234H192ZM230 231V232H229ZM249 231H248V233H249ZM58 232H56L57 233V235H58ZM65 232H67V231H65ZM68 232H70V231H68ZM77 232V231H76ZM105 235H107V233H108V235H110L111 233H110V231L109 232H107V230L105 229ZM154 232V231H153ZM158 232H160V231H158ZM157 232V233H158ZM198 232H199V230H198ZM197 232V233H198ZM223 232V234L222 235H220L221 233ZM232 231L231 230H228L227 231V228H224V230L222 231L221 230V233L219 234V236H216L215 238H214V240L213 241H215V240H217V242H218V248H215V246L213 247L212 245H211V240H212V238L211 239H207V241H204L203 242V244H201V245H198V246H195V247H192L189 251H187L186 253V257H184V258H180V256H181V252H180V255L179 256H177V258H179L178 260H177V263L176 264H264V261L262 262V263H259L258 261L259 260H264V254H258L257 252L256 253H254L253 252V250H250L249 252H245V247L242 245L241 246V236L239 235V234H236V232H235V234H233V233H231ZM241 232V231H240ZM239 232V233H240ZM261 232V231H260ZM262 232H264V231H262ZM55 233V234H56ZM195 233H194V235H195ZM210 233V232H209ZM213 233V234H214ZM224 233H225V235H228L229 237L231 236V239H229V240H226V238L228 237H223V236H225L224 235ZM247 233V232H246ZM18 234V233H17ZM64 236H63V235ZM61 234V236H63V237H66V235L67 234H65V233H62ZM159 234H161V233H159ZM172 233H170V235H171ZM212 234V235H213ZM217 234V233H216ZM249 234H251V233H249ZM248 234V235H249ZM260 233L258 232V235H259ZM20 235V234H19ZM153 235H156V234H154L153 233ZM167 235H169V233H167ZM169 235V236H170ZM190 235V234H189ZM197 235V234H196ZM199 235V234H198ZM197 235V236H198ZM212 235L210 236V237H212ZM4 236V235H3ZM16 236V235H15ZM61 236H59V237H61ZM79 236V235H78ZM159 236H161V235H159ZM163 236H164V234H163ZM181 236V235H180ZM197 236H195V237H197ZM247 236V235H246ZM16 237H18V236H16ZM70 237V236H69ZM156 237V236H155ZM199 237V236H198ZM207 237V236H206ZM242 237H245V236H242ZM68 238V237H67ZM67 238L65 239V240H67ZM158 238V237H157ZM160 238H162V237H160ZM169 238V237H168ZM194 238V237H193ZM247 239H244V240H248V237H246ZM26 239V238H25ZM71 239V238H70ZM108 238H106V240H107ZM166 239V238H165ZM170 239V238H169ZM196 239V238H195ZM4 240H5V238H4ZM17 240V239H16ZM15 240V241H16ZM63 240H64V238H63ZM62 240V241H63ZM81 240V239H80ZM84 240V239H83ZM5 241H7L10 245H8L7 247H4V248H1L0 247V264H45L44 263V259H45V257H44V255H45V253L46 252H44L45 250H42V251H39V249H41V248H39L38 247V249H36V248H33V250H31V249H29L28 248V245L26 244V243H23L22 245H21V247H22V249H19L18 248V246H16V244H14V242L12 243V242H9V240L7 239V240H5ZM21 241H23V240H21ZM68 241V240H67ZM67 241L65 242V243H67ZM172 241H174V240H172ZM181 241V240H180ZM179 241V243H181ZM249 241V240H248ZM24 242V241H23ZM28 242V241H27ZM136 242H137V239H134V240H132L131 241V243H129L128 242V247L130 248H127V251H125L124 252V250H125V248H124V246H123V244H121V243H118L117 245H120L121 244V250H120V252H119V254H118V259H117V256L114 254V253H111L110 251L107 253V257H105V256H103V254L105 253L104 251H106V250H108L107 249V247H108V241H106V243L105 242H103V246L101 247L102 249H101V251H100V253H99V255L98 256H94V254H95V252H94V249H93V251L92 252H94L93 254H90V253H88L89 255L87 256L88 258H87V260L86 261H83L84 260V256H82L83 257V260H82V258L81 259H79L78 258V260H73L72 258V263L71 264H160V261H159V259H158V256H157V252H158V248H157V245H156V243H155V241L153 240V238L150 236V235H148V234H146V235H144L143 236V239H142V241L140 242V245H139V248H137V246H136ZM1 244H0V246H3V243L2 242H0ZM16 243L18 244V242L16 241ZM22 243V242H21ZM30 243V242H29ZM117 243V242H116ZM170 243H173V242H167L166 243V246H165V248H167V247H169L171 244ZM249 243V242H248ZM247 243V244H248ZM63 244H64V242H63ZM108 244V245H107ZM113 245L115 246V243H113ZM79 246H80V244H79ZM78 246V247H79ZM81 246H82V244H81ZM212 246V247H211ZM248 246V245H247ZM254 246V245H253ZM41 247V246H40ZM50 247V246H49ZM67 247V246H66ZM65 247V248H66ZM86 247V249L88 248L87 246H85ZM171 247V246H170ZM217 247V246H216ZM64 248V249H65ZM67 248H69V247H67ZM66 248V249H67ZM74 248V247H73ZM76 249H78L77 247H75ZM80 248H82V247H80ZM79 248V249H80ZM190 248V247H189ZM50 249H52V248H50ZM54 249V248H53ZM52 249V250H53ZM71 249V248H70ZM75 249V250H76ZM163 249V248H162ZM172 249V248H171ZM188 249V248H187ZM219 249H220V251H219ZM250 249H253V248H251L250 247ZM54 250H56V249H54ZM74 249H71L70 251H72V252H75V250L73 251ZM84 250V249H83ZM90 250H92V249H90ZM166 250V249H165ZM186 250V249H185ZM47 251H48V249H47ZM61 251V250H60ZM80 251H82V249L80 250ZM128 251H129V253H128ZM164 251V250H163ZM39 252V255L41 254L42 255V257L41 256H38L37 254H35V253H38ZM40 252H43V253H40ZM69 253V249H68V251H66L65 253ZM85 252V251H84ZM88 252H90V251H88ZM169 252V251H168ZM50 253H51V251H50ZM54 253V252H53ZM53 253H51V254H53ZM62 253H63V251H62ZM61 253V254H62ZM169 253H171V252H169ZM185 253V252H184ZM261 253V252H260ZM47 254H48V252H47ZM50 254V255H51ZM55 254V253H54ZM56 254H58V253H56ZM77 254L79 255L80 253H75V255L77 256ZM87 254V253H86ZM128 254H129V256H128ZM60 255V254H59ZM72 255H74L73 253L71 254V256ZM26 256V257H25ZM57 256V259H56V261H55V263L53 262V264H68V261H69V258H68V256H69V254H62L61 256H59L58 257V255H56ZM176 256V255H175ZM182 256H183V254H182ZM48 256H46V258H47ZM53 256H51V258H52ZM128 257H130L129 259H128ZM49 258V257H48ZM50 258V259H51ZM54 258V257H53ZM74 258V257H73ZM64 259H68L67 260V262L65 263L64 262ZM70 259V260H71ZM131 259H133L135 262L133 263V261L131 262ZM88 260H89V262H88ZM51 261V260H50ZM169 261V260H168ZM171 261V263H172V260H170ZM174 261H176L175 259H174ZM173 261V262H174ZM47 262H48V260H47ZM170 263V264H171ZM51 264H52V262H51ZM70 264V263H69ZM172 264H174V263H172Z\"/></svg>",
  "mask_w": 264,
  "mask_h": 264
},
{
  "label": "water",
  "instance_id": "95a60500",
  "mask_svg": "<svg viewBox=\"0 0 264 264\" xmlns=\"http://www.w3.org/2000/svg\"><path fill=\"white\" fill-rule=\"evenodd\" d=\"M262 33H263V28H260V29L252 31L250 33L249 37L254 39V40H259L262 36Z\"/></svg>",
  "mask_w": 264,
  "mask_h": 264
}]
</instances>
